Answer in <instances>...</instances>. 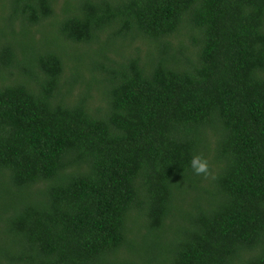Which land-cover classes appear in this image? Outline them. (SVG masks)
I'll return each mask as SVG.
<instances>
[{"label":"trees","instance_id":"16d2710c","mask_svg":"<svg viewBox=\"0 0 264 264\" xmlns=\"http://www.w3.org/2000/svg\"><path fill=\"white\" fill-rule=\"evenodd\" d=\"M0 5V264H264V0Z\"/></svg>","mask_w":264,"mask_h":264},{"label":"clouds","instance_id":"9594fccd","mask_svg":"<svg viewBox=\"0 0 264 264\" xmlns=\"http://www.w3.org/2000/svg\"><path fill=\"white\" fill-rule=\"evenodd\" d=\"M191 168L197 175H207L209 173V163L207 159L203 158L200 155H195L192 157Z\"/></svg>","mask_w":264,"mask_h":264},{"label":"rangeland","instance_id":"374dc122","mask_svg":"<svg viewBox=\"0 0 264 264\" xmlns=\"http://www.w3.org/2000/svg\"><path fill=\"white\" fill-rule=\"evenodd\" d=\"M1 6V5H0ZM1 10V9H0ZM44 30L47 31V33H50V35H53V36H56L57 35V27H56V24H50V25H47L46 28H44ZM187 201H190L189 199H187Z\"/></svg>","mask_w":264,"mask_h":264}]
</instances>
